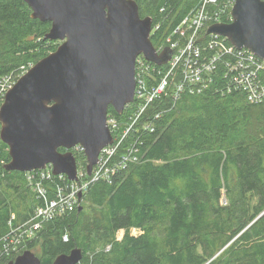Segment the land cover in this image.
Segmentation results:
<instances>
[{
  "label": "trees",
  "instance_id": "16d2710c",
  "mask_svg": "<svg viewBox=\"0 0 264 264\" xmlns=\"http://www.w3.org/2000/svg\"><path fill=\"white\" fill-rule=\"evenodd\" d=\"M136 1L141 16L159 24L151 34L159 48L201 0ZM222 5L212 4L210 11ZM226 17L223 22H231ZM50 27L32 18L25 1L0 0V76L55 51L58 41L45 39ZM176 80L129 133L128 142H140L141 162L113 183L92 184L74 210L46 222L0 264L37 246L42 264L75 247L84 255L79 264H264V101L251 103L246 93L229 91L222 66L201 94L185 92L175 100ZM134 107L120 115L110 106L109 115L126 121ZM144 123L153 130H143ZM72 151L84 168V151ZM10 160L0 138V250L11 227L43 203L27 172L5 168ZM133 228L141 233L133 235ZM120 230L125 235L117 240Z\"/></svg>",
  "mask_w": 264,
  "mask_h": 264
},
{
  "label": "water",
  "instance_id": "95a60500",
  "mask_svg": "<svg viewBox=\"0 0 264 264\" xmlns=\"http://www.w3.org/2000/svg\"><path fill=\"white\" fill-rule=\"evenodd\" d=\"M23 1L32 18L51 23L45 39L61 43L6 94L0 138L11 160L5 168L30 172L50 164L55 175L76 180L72 149L83 147L90 175L101 149L113 142L109 107L121 115L135 101L137 58L161 66L172 50L157 52L151 40L153 18L141 16L136 0ZM231 14V22L211 24L206 33L224 36L264 60V0H235ZM83 256L75 247L53 264H79ZM8 264L42 262L25 250Z\"/></svg>",
  "mask_w": 264,
  "mask_h": 264
},
{
  "label": "built area",
  "instance_id": "2783aa9c",
  "mask_svg": "<svg viewBox=\"0 0 264 264\" xmlns=\"http://www.w3.org/2000/svg\"><path fill=\"white\" fill-rule=\"evenodd\" d=\"M221 1L222 7L211 12L210 6ZM234 3L235 0H201L167 37L166 43L156 48L158 53L166 48L172 50L166 64L158 66L143 56L137 58L135 101L128 105L135 104L134 110L126 121L108 115L113 142L101 149L90 175L85 166L78 169L76 180H70L66 174L55 175L50 164L45 169L27 172L32 191L43 203L31 218L11 227L10 233L2 238L0 262L3 256L16 255L22 243L36 236L46 222L74 210L80 203L79 194H86L92 184L98 181L113 183L120 172L141 162L140 142H128L129 133L137 126L148 106L166 92L171 79L178 78L174 81V99L178 100L185 92L201 94L211 84L214 72L222 66L229 91L234 89L246 93L251 103L264 101L263 59L248 48H237L221 35L207 34L205 43L201 42V31L206 26L223 22L226 15L232 21ZM158 27L159 24L152 27V32ZM33 65L22 66L16 72L0 76V108L6 94ZM142 129L153 130V127L144 123ZM74 148L84 151L81 145Z\"/></svg>",
  "mask_w": 264,
  "mask_h": 264
},
{
  "label": "rangeland",
  "instance_id": "374dc122",
  "mask_svg": "<svg viewBox=\"0 0 264 264\" xmlns=\"http://www.w3.org/2000/svg\"><path fill=\"white\" fill-rule=\"evenodd\" d=\"M58 43L60 44L61 42L58 41ZM141 56H142V55H141ZM78 169H79V166H78ZM223 202L225 203L226 200L224 199ZM89 211H93V210H89ZM131 233H132L133 235H139V234L141 233V230H139V229H137V228H133V229L131 230ZM124 235H125V230H120V231H118L117 234H116V238H117V240H122L123 237H124ZM110 248H111V245H107V246H106V250H109ZM33 251H34L37 255L41 252V250H40V248H39L38 246H37V248L34 249Z\"/></svg>",
  "mask_w": 264,
  "mask_h": 264
},
{
  "label": "flooded vegetation",
  "instance_id": "af4514ba",
  "mask_svg": "<svg viewBox=\"0 0 264 264\" xmlns=\"http://www.w3.org/2000/svg\"><path fill=\"white\" fill-rule=\"evenodd\" d=\"M66 151V150H65ZM65 151H63V152H65Z\"/></svg>",
  "mask_w": 264,
  "mask_h": 264
}]
</instances>
